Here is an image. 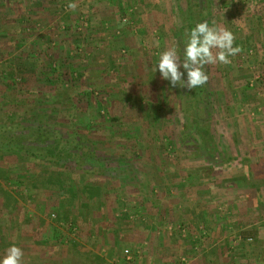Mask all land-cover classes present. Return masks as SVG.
Masks as SVG:
<instances>
[{"label": "rangeland", "instance_id": "374dc122", "mask_svg": "<svg viewBox=\"0 0 264 264\" xmlns=\"http://www.w3.org/2000/svg\"><path fill=\"white\" fill-rule=\"evenodd\" d=\"M191 9L240 48L198 100L153 71L183 59ZM40 120L89 156L0 153V257L264 264V0H0V126Z\"/></svg>", "mask_w": 264, "mask_h": 264}, {"label": "clouds", "instance_id": "9594fccd", "mask_svg": "<svg viewBox=\"0 0 264 264\" xmlns=\"http://www.w3.org/2000/svg\"><path fill=\"white\" fill-rule=\"evenodd\" d=\"M68 7L75 10L77 5L69 2ZM234 41L232 31L217 25L210 26L207 20L198 22L187 33L183 59L180 58L177 46L173 45L160 53L153 71H158L161 78L172 87L193 90L203 86L209 79L204 70L205 65L218 62L228 64L231 62L229 58L240 52V48L234 46ZM23 257V249L13 244L0 257V264H23Z\"/></svg>", "mask_w": 264, "mask_h": 264}, {"label": "trees", "instance_id": "16d2710c", "mask_svg": "<svg viewBox=\"0 0 264 264\" xmlns=\"http://www.w3.org/2000/svg\"><path fill=\"white\" fill-rule=\"evenodd\" d=\"M191 10L190 29L195 27L194 22L196 21V12L193 9ZM202 90V86L194 89L192 95L195 100L199 99ZM81 148L80 138L65 137L50 123L41 120L30 126H23L20 123L0 126V153H12V155L17 157L31 156L63 168L75 163L77 168L82 169V166H80L81 161L89 155L82 153ZM13 170L18 171L19 169L16 166ZM9 171L12 172V169ZM9 171L7 172L6 169L0 168V178L5 182L12 180V173ZM55 176L57 180L52 182L55 185V190H64L65 182L62 173H57ZM95 190L96 193H92L93 195H96L99 191L98 189Z\"/></svg>", "mask_w": 264, "mask_h": 264}, {"label": "built area", "instance_id": "2783aa9c", "mask_svg": "<svg viewBox=\"0 0 264 264\" xmlns=\"http://www.w3.org/2000/svg\"><path fill=\"white\" fill-rule=\"evenodd\" d=\"M125 257L127 258V260H131L132 259V255L129 253H126Z\"/></svg>", "mask_w": 264, "mask_h": 264}, {"label": "crops", "instance_id": "0c3cea01", "mask_svg": "<svg viewBox=\"0 0 264 264\" xmlns=\"http://www.w3.org/2000/svg\"><path fill=\"white\" fill-rule=\"evenodd\" d=\"M213 229H215L216 236L218 237L217 226L215 225ZM216 231H217V232H216ZM215 233H214V234H215ZM216 246L218 247V243H217V245H216ZM137 258H138V257H137Z\"/></svg>", "mask_w": 264, "mask_h": 264}]
</instances>
